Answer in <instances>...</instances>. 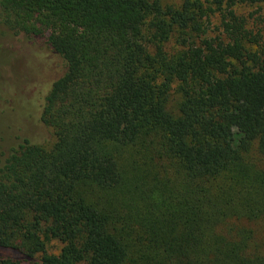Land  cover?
<instances>
[{"label":"trees","instance_id":"trees-1","mask_svg":"<svg viewBox=\"0 0 264 264\" xmlns=\"http://www.w3.org/2000/svg\"><path fill=\"white\" fill-rule=\"evenodd\" d=\"M260 2L0 0L38 40L0 90V264H264Z\"/></svg>","mask_w":264,"mask_h":264},{"label":"rangeland","instance_id":"rangeland-1","mask_svg":"<svg viewBox=\"0 0 264 264\" xmlns=\"http://www.w3.org/2000/svg\"><path fill=\"white\" fill-rule=\"evenodd\" d=\"M167 1H175V0H167ZM242 12L245 13L246 15L253 14L252 15V21L256 22L257 25V31L261 30L264 33V2H260L254 5H248L247 7L242 8ZM37 42V39H32V38H27L25 35H15L13 32L1 21L0 18V90L1 87H3V82L7 83L8 85V90L11 91L16 88V82L12 85H9V77L10 75L14 72L15 75H18L19 72V67L20 63L23 62L24 58L23 57H18V53L16 51L18 50H23L24 53L30 50L31 47L28 45L31 44V42ZM36 46V47H35ZM35 49L37 51L42 52L44 54L45 59L47 60V64L50 66H46L47 70H45V63L43 60L41 62L39 61L38 63V68H37V76L35 79H33L34 82L32 83L36 88H44V81L46 84L48 82H52L56 80L59 76H61L63 70H64V63L61 61L59 57L56 55L50 54L47 49H45L41 44H36L34 45ZM34 49V48H33ZM3 51V54L1 52ZM19 52L20 55L24 53ZM24 56V55H23ZM8 80V81H7ZM32 82V81H31ZM33 86V87H34ZM43 86V87H42ZM30 86L24 85L20 91L18 92V99L20 102H22V99L24 101H27L28 99L30 100L31 98L33 99V91H31ZM11 89V90H10ZM0 98H2V93L0 92ZM180 96L176 93L173 92L171 96V105L175 106L179 100ZM17 99V100H18ZM14 99H11L10 103L13 102ZM9 118L11 117L10 114L8 115ZM7 116V117H8ZM9 121L7 122H12L16 123L17 120L13 121L8 119ZM4 122V119H0V124ZM9 126H2L0 128H4L5 132L3 134L4 137L7 138V135L9 133L10 127ZM40 126V125H39ZM14 129V128H13ZM13 131V130H12ZM37 135L34 137V140L40 141V142H45L49 141L52 139V133L49 128L45 126H40L36 130ZM5 143L8 144V141H1L0 140V148L3 146L2 149H0V159L3 161L7 154H3V152H6V150H3L5 148ZM256 232L258 233V236H262V229L261 227L255 226V225H250ZM261 242V240H259ZM62 245L59 241L53 240L51 243L48 245V251L50 253H59ZM26 264H34V263H26Z\"/></svg>","mask_w":264,"mask_h":264}]
</instances>
